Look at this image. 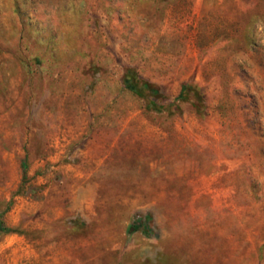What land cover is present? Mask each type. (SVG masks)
<instances>
[{"label": "rangeland", "instance_id": "374dc122", "mask_svg": "<svg viewBox=\"0 0 264 264\" xmlns=\"http://www.w3.org/2000/svg\"><path fill=\"white\" fill-rule=\"evenodd\" d=\"M0 264H264V0H0Z\"/></svg>", "mask_w": 264, "mask_h": 264}, {"label": "trees", "instance_id": "16d2710c", "mask_svg": "<svg viewBox=\"0 0 264 264\" xmlns=\"http://www.w3.org/2000/svg\"><path fill=\"white\" fill-rule=\"evenodd\" d=\"M2 226H3V220H2V218L0 216V229L3 228Z\"/></svg>", "mask_w": 264, "mask_h": 264}]
</instances>
